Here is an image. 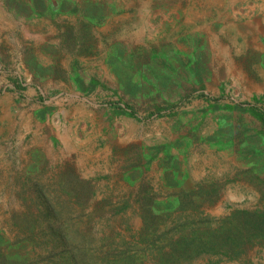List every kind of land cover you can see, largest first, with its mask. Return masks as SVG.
<instances>
[{
    "label": "rangeland",
    "instance_id": "obj_1",
    "mask_svg": "<svg viewBox=\"0 0 264 264\" xmlns=\"http://www.w3.org/2000/svg\"><path fill=\"white\" fill-rule=\"evenodd\" d=\"M0 264H264V0H0Z\"/></svg>",
    "mask_w": 264,
    "mask_h": 264
}]
</instances>
